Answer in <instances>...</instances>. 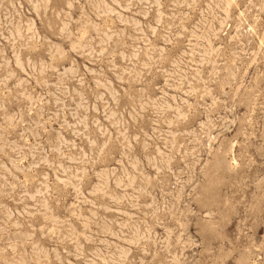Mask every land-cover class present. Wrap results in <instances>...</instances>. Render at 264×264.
<instances>
[{
	"label": "rangeland",
	"instance_id": "1",
	"mask_svg": "<svg viewBox=\"0 0 264 264\" xmlns=\"http://www.w3.org/2000/svg\"><path fill=\"white\" fill-rule=\"evenodd\" d=\"M0 229L49 264H264V0H3Z\"/></svg>",
	"mask_w": 264,
	"mask_h": 264
},
{
	"label": "clouds",
	"instance_id": "2",
	"mask_svg": "<svg viewBox=\"0 0 264 264\" xmlns=\"http://www.w3.org/2000/svg\"><path fill=\"white\" fill-rule=\"evenodd\" d=\"M2 2L3 0H0V3ZM12 227L15 225L8 226V230ZM4 233L5 229H0V264H49L46 258L37 254L28 241L19 237V233L15 234L17 236L15 239L6 238ZM226 247L230 246L226 245ZM91 264H97V262L92 261ZM100 264H121V262L100 260ZM213 264H223V259L214 261Z\"/></svg>",
	"mask_w": 264,
	"mask_h": 264
}]
</instances>
